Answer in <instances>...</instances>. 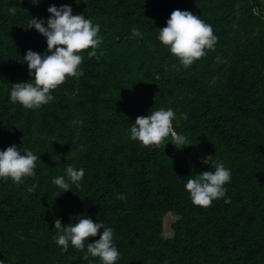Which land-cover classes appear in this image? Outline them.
<instances>
[{"label":"trees","instance_id":"16d2710c","mask_svg":"<svg viewBox=\"0 0 264 264\" xmlns=\"http://www.w3.org/2000/svg\"><path fill=\"white\" fill-rule=\"evenodd\" d=\"M64 3L100 24L96 56L83 50L84 75L39 109L12 103L11 84L31 79L26 50L46 49L31 17ZM174 9L199 15L218 38L188 68L156 40ZM159 107L174 109V129L191 144L129 139L136 116ZM12 144L39 159L23 183L0 179L4 264H89L86 249L62 251L53 240L55 219L80 215L114 228L117 264H264V0H0V149ZM184 157L208 162L189 170ZM217 161L231 170L229 202L194 205L186 180ZM68 164L85 175L62 191L51 180ZM168 211L177 219L165 238Z\"/></svg>","mask_w":264,"mask_h":264},{"label":"clouds","instance_id":"9594fccd","mask_svg":"<svg viewBox=\"0 0 264 264\" xmlns=\"http://www.w3.org/2000/svg\"><path fill=\"white\" fill-rule=\"evenodd\" d=\"M36 4L38 0H30ZM79 2V0H75ZM10 14L16 9L9 7ZM47 18L31 17L28 27L35 28L46 38V49L43 52L26 50L22 61L27 64L31 79L11 84L8 96L12 103H19L26 109H39L53 99L52 90L56 89L68 77L79 78L84 75L81 67L84 57L82 51H88L89 57L96 56L102 43L99 35L101 26L98 22L83 13L73 14L70 4H50ZM156 40L178 58L184 68L190 67L196 60L207 55V50H214L217 36L212 26L189 10L174 9L166 19V24L158 28ZM185 118L187 114H182ZM176 112L173 108L159 107L148 110L146 115H138L128 131L129 139L140 142L142 146L159 147L171 141L177 147L191 144L188 137L174 129L173 121ZM38 155L30 148H20L16 144L0 149V179H11L16 184L23 183L25 177L35 175ZM206 162H208L206 160ZM85 170L68 164L64 173L52 178L51 183L63 190H71L73 185L79 187ZM231 180V170L223 161H217L213 169H207L190 176L184 188L191 202L201 207L211 206L214 200L227 197L225 185ZM36 185L28 187L33 192ZM61 191V192H62ZM124 199L123 193L119 194ZM75 222L63 224L57 218L54 227V242L62 251L71 245L77 250L85 251L84 260L89 256L99 258L100 264H117L120 252L114 243V228L107 226L103 220L95 221L87 215L74 217ZM102 229V231H99ZM98 238L89 241V237ZM0 264L4 261L0 260Z\"/></svg>","mask_w":264,"mask_h":264},{"label":"rangeland","instance_id":"374dc122","mask_svg":"<svg viewBox=\"0 0 264 264\" xmlns=\"http://www.w3.org/2000/svg\"><path fill=\"white\" fill-rule=\"evenodd\" d=\"M199 162H205L206 160L200 159L195 160V158H186L184 157V165L187 169L193 170L196 168L201 167ZM177 219V215L171 211L166 212L162 217V228H161V235L165 238L173 236V228L172 224Z\"/></svg>","mask_w":264,"mask_h":264}]
</instances>
